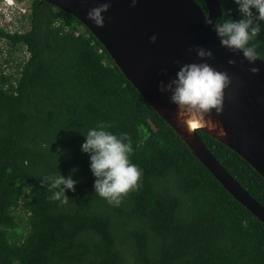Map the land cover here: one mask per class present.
<instances>
[{
	"label": "trees",
	"instance_id": "1",
	"mask_svg": "<svg viewBox=\"0 0 264 264\" xmlns=\"http://www.w3.org/2000/svg\"><path fill=\"white\" fill-rule=\"evenodd\" d=\"M195 1L207 14L205 1ZM220 2L217 23L240 19L233 0ZM29 24L14 36L0 31L8 48L0 64V264H264V224L204 167L93 34L41 0L33 1ZM249 46L264 60V31ZM25 49L29 58L7 73L4 66ZM101 123L129 135L130 159L142 170L119 206L95 194L81 152L82 133ZM198 135L264 206V178ZM60 174L78 181L66 203L48 190L47 180Z\"/></svg>",
	"mask_w": 264,
	"mask_h": 264
},
{
	"label": "water",
	"instance_id": "2",
	"mask_svg": "<svg viewBox=\"0 0 264 264\" xmlns=\"http://www.w3.org/2000/svg\"><path fill=\"white\" fill-rule=\"evenodd\" d=\"M77 18L104 46L126 79L151 108L175 131L190 151L222 186L264 224V206L232 177L209 151L198 131L238 154L264 178V60L249 61L240 51L221 46L206 19L217 22L223 15L220 0H204L205 14L195 0H41ZM102 3L110 8L97 27L87 13ZM157 36L155 43L150 37ZM197 46L211 49L207 60L214 69L226 72L230 84L223 95V111L210 118L215 130L193 128L177 117V107L159 82L175 77L185 63L201 62ZM229 60L235 63L230 64ZM253 67L259 68L253 73Z\"/></svg>",
	"mask_w": 264,
	"mask_h": 264
},
{
	"label": "clouds",
	"instance_id": "3",
	"mask_svg": "<svg viewBox=\"0 0 264 264\" xmlns=\"http://www.w3.org/2000/svg\"><path fill=\"white\" fill-rule=\"evenodd\" d=\"M237 6L240 19L231 17L217 23L206 19L212 26L221 46L232 51H240L249 63H255L257 54L249 42L264 31V0H233ZM136 0H132L134 7ZM110 8L109 3L93 7L88 13V19L97 27H104V13ZM155 43L156 35L150 37ZM196 55L201 62L182 64L175 77L167 83L159 82V91L170 94V102L176 105L177 117L185 125L195 128L198 125L215 130L217 124L212 121L210 114L223 111V95L230 84L226 72L214 69L209 63L213 53L211 49L197 46ZM230 64L235 63L229 60ZM253 73L259 68L253 67ZM81 144V152L89 157V168L94 176V192L110 205L119 206L123 196L139 186L142 170L134 164L130 157L134 151L132 140L126 132L119 134L108 130L103 123L90 128ZM77 169H72L75 173ZM44 182V181H43ZM77 180L72 175L60 174L47 180L48 190L52 192L50 199L66 203L67 190L75 191Z\"/></svg>",
	"mask_w": 264,
	"mask_h": 264
},
{
	"label": "built area",
	"instance_id": "4",
	"mask_svg": "<svg viewBox=\"0 0 264 264\" xmlns=\"http://www.w3.org/2000/svg\"><path fill=\"white\" fill-rule=\"evenodd\" d=\"M34 0H1L0 31L17 35L30 31L29 19Z\"/></svg>",
	"mask_w": 264,
	"mask_h": 264
},
{
	"label": "rangeland",
	"instance_id": "5",
	"mask_svg": "<svg viewBox=\"0 0 264 264\" xmlns=\"http://www.w3.org/2000/svg\"><path fill=\"white\" fill-rule=\"evenodd\" d=\"M0 50H2V52H3V54H0V64H3L4 60L8 57V53H7L8 48L4 44V41H1L0 42ZM28 58H29V54L27 53V50L26 49L24 51H21V52H15L13 59H15L16 61L14 63H11L8 66L7 65L4 66V68H6V70H7L6 72L7 73H13V72H15V69H16L15 68V65L19 62L18 59H28ZM25 221H26V219H25ZM25 221H24V223L22 224V227H21V231L24 232V235L28 232L26 230L27 227H26Z\"/></svg>",
	"mask_w": 264,
	"mask_h": 264
}]
</instances>
